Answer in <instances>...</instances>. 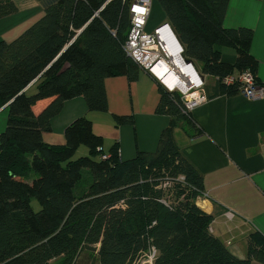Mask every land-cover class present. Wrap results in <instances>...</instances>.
Instances as JSON below:
<instances>
[{
    "label": "trees",
    "instance_id": "1",
    "mask_svg": "<svg viewBox=\"0 0 264 264\" xmlns=\"http://www.w3.org/2000/svg\"><path fill=\"white\" fill-rule=\"evenodd\" d=\"M134 1L44 0L39 19L0 40V109L8 110L0 134V264H76L83 252L99 264H131L151 247L154 264H264L260 234L251 236L248 256L238 258L212 233L213 215L197 204L203 176L175 130L192 129L193 136L201 129L180 93L160 84L157 111L171 122L155 152L122 160L115 144L105 153L87 116L66 127L65 143L44 141L66 100L83 96L90 110L106 111V78L138 76L142 68L124 49ZM157 1L184 58L217 77L209 97L239 93V84L223 82L228 75L252 70L257 76L254 29L224 26L230 0ZM18 11L14 0H0V18ZM222 48L236 51L234 63L223 60ZM48 98L36 114L34 105ZM82 147L87 153L74 158Z\"/></svg>",
    "mask_w": 264,
    "mask_h": 264
},
{
    "label": "crops",
    "instance_id": "2",
    "mask_svg": "<svg viewBox=\"0 0 264 264\" xmlns=\"http://www.w3.org/2000/svg\"><path fill=\"white\" fill-rule=\"evenodd\" d=\"M14 1L19 11L0 18V40L14 39L44 14V0ZM155 9L162 11L157 0H154L147 29L152 31L163 23L172 27L165 15L164 22H151L152 14H158ZM224 26L254 29L251 51L259 60L257 76L264 79V0H230ZM173 32L179 40L174 29ZM222 50L223 60L234 63L236 51ZM206 77V94L212 93L217 77ZM211 78L216 81L209 82ZM105 87L106 111L90 110L83 96L68 99L52 118L51 130L43 133L44 141L65 143L66 127L76 118L87 116L94 132L103 138L105 153L115 144L122 160L133 159L138 152H155L163 130L171 122L169 115L157 111L160 83L141 69L135 78L128 75L108 77ZM35 90L36 85H33L29 91ZM51 100L38 101L34 112L39 114ZM190 115L201 132L192 136V129L178 127L175 135L183 153L203 176L204 193L198 197L197 204L213 215L212 233L233 255L244 259L248 256L251 236L258 233L264 238V98L251 100L240 93L207 95ZM117 116H130V119L120 123ZM7 122L8 110L4 106L0 109V134ZM84 149L87 153V148Z\"/></svg>",
    "mask_w": 264,
    "mask_h": 264
},
{
    "label": "built area",
    "instance_id": "3",
    "mask_svg": "<svg viewBox=\"0 0 264 264\" xmlns=\"http://www.w3.org/2000/svg\"><path fill=\"white\" fill-rule=\"evenodd\" d=\"M154 0H135L131 5L132 26L124 49L129 57L151 74L170 92L181 94L185 112H191L206 97V75L192 61L183 56V47L172 27L163 23L152 31L147 29ZM227 85L239 84V93L251 100L264 98V79H259L252 70L224 77ZM107 155H103L106 158ZM157 255L155 247H151Z\"/></svg>",
    "mask_w": 264,
    "mask_h": 264
},
{
    "label": "rangeland",
    "instance_id": "4",
    "mask_svg": "<svg viewBox=\"0 0 264 264\" xmlns=\"http://www.w3.org/2000/svg\"><path fill=\"white\" fill-rule=\"evenodd\" d=\"M156 8V7H155ZM157 10L158 14H152V18H151V22L153 21V23H157V22H164V14L162 11H160L159 9H155ZM226 50H231L229 48H226ZM197 65L200 67V64L197 63ZM214 81H216L215 79H209V82L213 83ZM86 153V149L81 148L77 151L76 155L74 158L80 157L81 155ZM87 183V178L84 180V182L81 184V187L85 186V184ZM32 205L34 207L35 210H39L40 209V204L37 200H33L32 201ZM153 255V250H147V252L142 253L136 260H134L131 264H154V259L153 262H151V256ZM76 264H99V259L96 255L92 256L90 253L88 252H83L81 254V256H79Z\"/></svg>",
    "mask_w": 264,
    "mask_h": 264
},
{
    "label": "bare ground",
    "instance_id": "5",
    "mask_svg": "<svg viewBox=\"0 0 264 264\" xmlns=\"http://www.w3.org/2000/svg\"><path fill=\"white\" fill-rule=\"evenodd\" d=\"M133 59V58H132ZM134 60V59H133ZM135 61V60H134ZM136 62V61H135ZM136 63H138V62H136ZM138 65H139V63H138ZM139 67H140V65H139Z\"/></svg>",
    "mask_w": 264,
    "mask_h": 264
},
{
    "label": "water",
    "instance_id": "6",
    "mask_svg": "<svg viewBox=\"0 0 264 264\" xmlns=\"http://www.w3.org/2000/svg\"><path fill=\"white\" fill-rule=\"evenodd\" d=\"M179 41V40H178ZM181 44V43H180Z\"/></svg>",
    "mask_w": 264,
    "mask_h": 264
}]
</instances>
